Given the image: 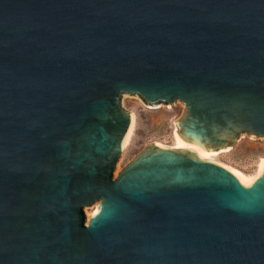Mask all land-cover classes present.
I'll use <instances>...</instances> for the list:
<instances>
[{
	"label": "water",
	"instance_id": "95a60500",
	"mask_svg": "<svg viewBox=\"0 0 264 264\" xmlns=\"http://www.w3.org/2000/svg\"><path fill=\"white\" fill-rule=\"evenodd\" d=\"M120 98L182 103L190 146L116 176ZM264 0H0V264H264Z\"/></svg>",
	"mask_w": 264,
	"mask_h": 264
},
{
	"label": "rangeland",
	"instance_id": "374dc122",
	"mask_svg": "<svg viewBox=\"0 0 264 264\" xmlns=\"http://www.w3.org/2000/svg\"><path fill=\"white\" fill-rule=\"evenodd\" d=\"M122 106L134 115V130L130 141L123 147L117 161V173L148 144H160L178 149L173 119L178 115L182 103L166 104L153 108L135 98H120ZM213 155L219 161L245 176L255 174L258 164L264 158V138L240 135L234 144Z\"/></svg>",
	"mask_w": 264,
	"mask_h": 264
},
{
	"label": "bare ground",
	"instance_id": "6f19581e",
	"mask_svg": "<svg viewBox=\"0 0 264 264\" xmlns=\"http://www.w3.org/2000/svg\"><path fill=\"white\" fill-rule=\"evenodd\" d=\"M131 122H132V125H131V127H130V130H129V132H128L126 138H125V141H124L123 147L126 146V145L128 144V142L130 141L131 136H132V134H133V130H134V115H133V113H131ZM176 139H177V145H178L180 148L190 146V145H189L185 140H183V139H182L177 133H176ZM159 145H160V144H159ZM161 146H164V145H161ZM194 148H195V152H196V153H200V154H202V155H204V156H207V157L210 158V159H213V157H212L213 155H216V154L222 152L223 150H225V149H223V148L214 149V150H205V149L197 148V147H194ZM262 161H264V158L260 160L258 166L260 165V163H261ZM222 164H223V163H222ZM224 165H225V164H224ZM225 166H226V165H225ZM226 167H228V166H226ZM228 168H229V167H228ZM229 169L232 170L233 172L237 173L238 175H240V176L246 178V179L250 177V176H245V175H243L242 173H239V172H237V171H235V170H233V169H231V168H229Z\"/></svg>",
	"mask_w": 264,
	"mask_h": 264
}]
</instances>
